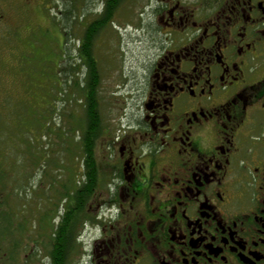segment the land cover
Returning a JSON list of instances; mask_svg holds the SVG:
<instances>
[{"label":"flooded vegetation","instance_id":"obj_1","mask_svg":"<svg viewBox=\"0 0 264 264\" xmlns=\"http://www.w3.org/2000/svg\"><path fill=\"white\" fill-rule=\"evenodd\" d=\"M200 4L152 0L153 51L52 218L78 213L68 264H264V0Z\"/></svg>","mask_w":264,"mask_h":264},{"label":"rangeland","instance_id":"obj_2","mask_svg":"<svg viewBox=\"0 0 264 264\" xmlns=\"http://www.w3.org/2000/svg\"><path fill=\"white\" fill-rule=\"evenodd\" d=\"M105 1L0 0V243L7 255L3 264L49 263L48 236L63 211L65 183L81 181L80 144L74 138L70 145L71 134H66L72 116H85L84 96L74 84L85 81L79 45ZM151 2L123 0L94 40L100 112L110 123L117 121L125 97L120 90L124 75H141V64L153 51L144 30L154 7ZM71 65L77 69L72 71ZM71 146L77 150L74 165Z\"/></svg>","mask_w":264,"mask_h":264},{"label":"trees","instance_id":"obj_3","mask_svg":"<svg viewBox=\"0 0 264 264\" xmlns=\"http://www.w3.org/2000/svg\"><path fill=\"white\" fill-rule=\"evenodd\" d=\"M122 1L123 0L105 1L103 11L97 19L87 25L79 45V58L83 61L85 67V81L83 83L82 80H76L74 84L76 88L82 93V96H84L85 116L84 118L80 119H75L72 116L74 120L68 127V132L66 135H68V133L71 134L72 139L70 145L73 144L74 138L80 144L79 154L82 159V169L85 167L88 169H94L96 167V143L99 136L102 134V115L100 112L98 96L100 72L98 63L93 53L94 40L97 34L114 17L115 11L120 6ZM69 13H71V11H69ZM65 34L66 36L69 35L70 31L66 32ZM68 57H70V55ZM70 68L72 71H74L77 69V66L75 65L74 67L71 65ZM72 96L73 94L71 97ZM51 112L52 110H50V116ZM70 152L72 155V163L74 165V160L77 158V150H74L71 146ZM82 169H80V171ZM94 184L90 183L89 187L92 188ZM71 187L73 189L72 193L76 192L75 197L80 198L83 196L78 179L72 180ZM77 203H79L78 200ZM77 215L78 213L75 211V209L71 211L69 216L68 214H66L65 217L63 215L62 224L58 227L57 231H55V234H53L52 231L51 235L48 236L50 238L48 247V255L50 259L48 264H68L67 250L69 249V244L67 241L70 239V236L74 231L73 222L75 223L74 220H76Z\"/></svg>","mask_w":264,"mask_h":264}]
</instances>
